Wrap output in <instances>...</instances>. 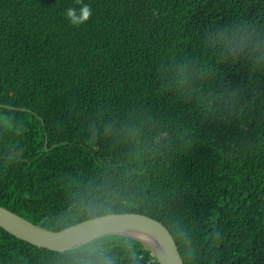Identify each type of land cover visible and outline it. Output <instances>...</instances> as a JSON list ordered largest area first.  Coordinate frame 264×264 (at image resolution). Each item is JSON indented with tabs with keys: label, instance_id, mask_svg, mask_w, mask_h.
<instances>
[{
	"label": "trees",
	"instance_id": "16d2710c",
	"mask_svg": "<svg viewBox=\"0 0 264 264\" xmlns=\"http://www.w3.org/2000/svg\"><path fill=\"white\" fill-rule=\"evenodd\" d=\"M83 2L76 27V0H0V207L55 231L139 213L186 264H264V0ZM0 264L160 262L0 228Z\"/></svg>",
	"mask_w": 264,
	"mask_h": 264
},
{
	"label": "water",
	"instance_id": "95a60500",
	"mask_svg": "<svg viewBox=\"0 0 264 264\" xmlns=\"http://www.w3.org/2000/svg\"><path fill=\"white\" fill-rule=\"evenodd\" d=\"M48 144L46 136L45 145ZM0 228L17 239L64 253L106 236H123L142 243L160 264H186L170 231L161 222L139 213L102 215L55 231L39 227L0 207Z\"/></svg>",
	"mask_w": 264,
	"mask_h": 264
},
{
	"label": "clouds",
	"instance_id": "9594fccd",
	"mask_svg": "<svg viewBox=\"0 0 264 264\" xmlns=\"http://www.w3.org/2000/svg\"><path fill=\"white\" fill-rule=\"evenodd\" d=\"M76 3L79 5V7H68L65 10V18L71 25L79 27L86 23L92 16V8L89 4H85L83 0H76ZM45 146L47 149V145Z\"/></svg>",
	"mask_w": 264,
	"mask_h": 264
}]
</instances>
